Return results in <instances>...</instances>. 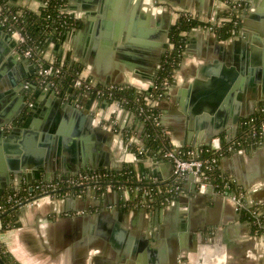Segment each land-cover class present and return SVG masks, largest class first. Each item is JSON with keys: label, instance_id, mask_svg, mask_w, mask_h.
Wrapping results in <instances>:
<instances>
[{"label": "crops", "instance_id": "obj_1", "mask_svg": "<svg viewBox=\"0 0 264 264\" xmlns=\"http://www.w3.org/2000/svg\"><path fill=\"white\" fill-rule=\"evenodd\" d=\"M44 1L2 2L38 12ZM231 1L243 4L239 29L227 38L205 25L188 31L174 85L153 103L173 146L203 149L217 137L228 142L264 103V0ZM61 11L79 26L60 38L48 36L46 63L78 62L81 74L98 86H132L145 93L170 48L178 18L190 14L203 23L216 21L226 5L217 0H67ZM35 76L34 62L0 29V191L130 166L164 186L173 183L169 160L141 155L130 144L142 139L146 128L134 110L90 92L78 105L74 92L53 95L43 89L35 91L30 107L23 85ZM219 169L235 180L264 220V137L258 144L225 150ZM135 198L114 188L100 195L44 196L18 210L0 241L21 264H264V234L235 210L231 198L199 188L192 175L164 206H136Z\"/></svg>", "mask_w": 264, "mask_h": 264}, {"label": "built area", "instance_id": "obj_2", "mask_svg": "<svg viewBox=\"0 0 264 264\" xmlns=\"http://www.w3.org/2000/svg\"><path fill=\"white\" fill-rule=\"evenodd\" d=\"M217 1L226 5V11L224 14L220 15L218 20L205 24L209 30L214 32H216V29L222 26L225 22L237 24L239 19V10L243 6L241 2L237 1ZM48 2L49 0H45L42 8L46 7ZM21 14V10L14 12L13 8L0 4V26L3 27L4 30L17 41L22 55L34 62L36 65V76L27 80L23 85L24 93L28 98V105L30 107L34 105L35 91L40 89H52L55 92H67L71 88L72 92H74V99L78 105H81V98L83 94L89 92L94 93L99 97H107L121 102L114 97L119 90L123 89L124 86H98L94 80L83 76L81 73L70 81L72 84L68 90L65 89L66 87L62 89L55 87L56 85L51 78H64L68 75V70L65 68V64H62L61 62L46 63L43 58L42 50L35 51L32 47L27 46L28 39L23 32L24 26L20 18ZM61 15L67 16L63 14L62 11ZM192 18L196 19L193 16ZM235 32L236 31H234V33ZM173 47L174 45L170 43V49ZM36 78L38 80H36ZM174 81L175 74L173 76V80H170L169 78L163 79V92L161 95H164V97H160L159 99H163L168 95L170 89L174 85ZM37 85L39 86V89L36 88ZM159 99H152L148 96L146 97V108L140 107L137 114L141 117L145 124L151 121L152 116H155V125H161L160 114L159 112L155 114L154 109L156 108L153 106V103ZM121 103L125 105L124 102ZM240 130H243L244 132L243 137H250L252 139L250 143L246 144L242 139H238V135L228 142L220 137H217L213 140V143L210 146L199 149L190 146L176 147L173 146L169 140V143L160 147L157 153L160 158L169 160L174 166V181L168 186H164L161 182L148 178L145 174H142L139 171L136 174L137 180L134 186H126L125 184L120 183L113 184L112 182L103 184L104 177L107 176L106 173L112 170H94L83 171L76 175L59 176L50 181L39 180L28 185L26 184L22 188H9L5 191H0V229L4 223L3 216L8 212L9 208L20 209L27 205H33L44 196L66 197L74 192L100 195L105 193L108 188H114L119 191H126L133 194L135 193L136 198L134 200V204L136 206L144 208L164 206L170 201L172 196L178 192L179 183L187 176L192 175L199 188L203 190L211 188L216 193L231 198L234 201L235 210L238 212L242 213L244 211H249L253 216V220L249 222L253 225V227L255 226L254 228L257 233L261 232L264 234V220L262 219L259 210H251L253 205L246 200L243 191L236 184L235 180L224 175L222 172L220 182L211 178L212 176L210 172L213 171L214 167H219L220 156H203V153L209 150H212L215 153L219 152L221 155L225 150H232L246 145L260 143L264 137V103L255 114L242 120ZM142 139L140 138V140L138 139L135 141L133 138L131 139L130 144L139 154L150 155V153L146 151V147ZM235 188L238 192L234 191Z\"/></svg>", "mask_w": 264, "mask_h": 264}, {"label": "trees", "instance_id": "obj_3", "mask_svg": "<svg viewBox=\"0 0 264 264\" xmlns=\"http://www.w3.org/2000/svg\"><path fill=\"white\" fill-rule=\"evenodd\" d=\"M0 0V4H4ZM66 0H49L48 5L40 9L39 12L29 10L27 8H15L14 12L22 11L20 16L22 24L24 26L23 32L27 36V46L32 47L35 51H43L45 42L51 34H56L59 38L62 34L70 27L79 26V22L69 18L68 16L61 15V7ZM206 23L200 22L197 19H193L188 14L181 15L178 20L173 24L170 30V42L174 45L172 49H168L161 58L160 67L156 73V79L154 86L143 94H139L138 90L132 86H124L123 89L119 90L115 97L125 105L133 109L136 113L139 112L140 107L146 108V97L152 99H159L164 97L161 95L163 92L162 81L164 78L173 80L175 71L179 68L182 60L185 44L186 35L194 27L203 26ZM240 27V21L238 23L225 22L222 26L216 29V33L221 38H227L234 34ZM60 63V62H58ZM67 76L64 78L53 77L51 80L54 81L55 87L60 89L66 87L68 90L72 84V79L76 78L82 70L80 63L76 62L69 65H65ZM36 80H38L36 78ZM39 89V86L36 87ZM161 95V96H160ZM155 114L158 113L157 109H154ZM155 116H152L151 121L146 124L145 131L143 133V141L146 147V151L150 155L160 158L158 150L165 144L169 143V136L165 129L161 125H155ZM243 130H240L237 138L245 141L246 144L250 143L252 139L250 137H243ZM203 156L219 157L220 153H215L212 150L205 151ZM137 169L133 166L124 168L120 171H109L107 176L104 177V183L107 184L112 182L113 184L120 183L126 186H134L136 183ZM211 178L216 181H221V171L219 167H214L213 171L210 172ZM234 191L238 192L235 188ZM257 209L255 206L251 210ZM19 209L9 208L8 212L3 216V226L0 229V233L11 228L16 221L17 213ZM244 218L248 221L253 220V216L249 211L242 212ZM255 227V226H254ZM0 256L5 264H21L18 260L6 249V247L0 241ZM0 264H2L0 262Z\"/></svg>", "mask_w": 264, "mask_h": 264}, {"label": "water", "instance_id": "obj_4", "mask_svg": "<svg viewBox=\"0 0 264 264\" xmlns=\"http://www.w3.org/2000/svg\"><path fill=\"white\" fill-rule=\"evenodd\" d=\"M0 29H1V32L4 30V28L1 27V26H0ZM8 35L11 37L10 34H8ZM11 38H12V37H11ZM13 40L15 41V43H17V41H16L15 39H13ZM17 44H18V43H17ZM12 60H13V59H12ZM48 91H50V93H53V95L56 94V92H55L54 90H52V89H50V90H48ZM69 91L72 92V89L70 88ZM20 94H22V90H20ZM21 97H23L22 99L24 100V98H25L24 95H23V96L21 95ZM82 115H83V117H86L85 114L82 113ZM90 119H91V118H90ZM0 125H2V124H1V121H0ZM2 135H3V133H2V131L0 130V137H2ZM212 138H213V136H209V137H208V142H207L208 144H210ZM28 160H29V157H28V159H27L26 161H28ZM0 262H1L2 264H5V263L3 262L1 256H0Z\"/></svg>", "mask_w": 264, "mask_h": 264}]
</instances>
